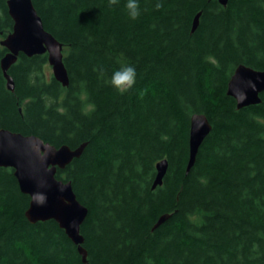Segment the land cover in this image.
Returning a JSON list of instances; mask_svg holds the SVG:
<instances>
[{
  "label": "trees",
  "instance_id": "trees-1",
  "mask_svg": "<svg viewBox=\"0 0 264 264\" xmlns=\"http://www.w3.org/2000/svg\"><path fill=\"white\" fill-rule=\"evenodd\" d=\"M7 2L0 129L57 147L86 143L56 176L88 215L84 257L55 220L27 218L31 197L0 166V264H264V92L240 109L227 92L237 66L264 70V0H137L135 20L127 0H33L63 43L70 82L47 73V53H20L14 90L1 67L14 26ZM125 66L136 84L121 94L111 77ZM195 113L212 130L187 172Z\"/></svg>",
  "mask_w": 264,
  "mask_h": 264
},
{
  "label": "water",
  "instance_id": "water-1",
  "mask_svg": "<svg viewBox=\"0 0 264 264\" xmlns=\"http://www.w3.org/2000/svg\"><path fill=\"white\" fill-rule=\"evenodd\" d=\"M227 5L229 0H219ZM9 14L14 20L13 30L1 40L8 52L1 60V67L10 90L15 89V81L9 73L20 53L28 56L48 54L53 76L64 86L69 85V75L64 63L63 43L49 32L39 15L33 0H8ZM200 14L193 21L192 30L199 25ZM228 95L235 98L237 107L244 108L261 102L264 92V70L241 64L236 67L228 83ZM212 130L205 114L195 113L190 124V155L187 172L194 166L201 144ZM86 146L77 148L68 145L54 146L38 136L25 135L8 129H0V166L14 169L21 190L31 197L26 210L27 218L38 221L55 220L67 235L82 247L84 236L81 226L88 208L78 199L71 181L57 178L58 169H65L74 159L79 158ZM168 168L167 159L157 164V175L153 188L162 185ZM168 216H162L159 226Z\"/></svg>",
  "mask_w": 264,
  "mask_h": 264
},
{
  "label": "clouds",
  "instance_id": "clouds-1",
  "mask_svg": "<svg viewBox=\"0 0 264 264\" xmlns=\"http://www.w3.org/2000/svg\"><path fill=\"white\" fill-rule=\"evenodd\" d=\"M118 0H109L110 5H115ZM163 5L157 3L156 8L159 9ZM126 9L131 19L135 20L139 17V4L137 0H127ZM136 84V70L132 66H125L116 70L111 77V85L121 94L131 90Z\"/></svg>",
  "mask_w": 264,
  "mask_h": 264
},
{
  "label": "rangeland",
  "instance_id": "rangeland-1",
  "mask_svg": "<svg viewBox=\"0 0 264 264\" xmlns=\"http://www.w3.org/2000/svg\"><path fill=\"white\" fill-rule=\"evenodd\" d=\"M46 70H47V73H48L49 75H53L52 66L49 64V62H48V64H47V66H46Z\"/></svg>",
  "mask_w": 264,
  "mask_h": 264
}]
</instances>
